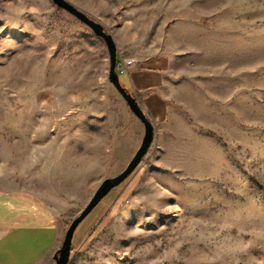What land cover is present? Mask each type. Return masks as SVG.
<instances>
[{"label": "rangeland", "instance_id": "374dc122", "mask_svg": "<svg viewBox=\"0 0 264 264\" xmlns=\"http://www.w3.org/2000/svg\"><path fill=\"white\" fill-rule=\"evenodd\" d=\"M67 1L122 61L168 52L207 107L197 156L158 169L149 150L68 264H264V0ZM108 74L104 41L51 0H0V191L51 205L62 244L143 138L128 150L134 114Z\"/></svg>", "mask_w": 264, "mask_h": 264}, {"label": "crops", "instance_id": "0c3cea01", "mask_svg": "<svg viewBox=\"0 0 264 264\" xmlns=\"http://www.w3.org/2000/svg\"><path fill=\"white\" fill-rule=\"evenodd\" d=\"M113 38L118 49L117 59L122 62L120 44ZM132 58L134 64L129 71H120V82L137 99L154 126L155 139L150 153L158 162L156 167L166 168L167 160L196 157L194 153L207 134L200 135L192 112L207 109L201 106L205 103L204 93L196 83L176 80L175 59L166 51L155 49L150 55L137 53ZM133 117L138 136L128 147L129 151L135 150L144 134L143 124ZM106 199L77 227L72 249L83 242L87 229L98 221L110 200ZM31 200L22 194L0 191V264H56L54 257L62 244L61 227L51 205L42 203L47 211L37 213ZM35 204L42 206L40 202Z\"/></svg>", "mask_w": 264, "mask_h": 264}, {"label": "water", "instance_id": "95a60500", "mask_svg": "<svg viewBox=\"0 0 264 264\" xmlns=\"http://www.w3.org/2000/svg\"><path fill=\"white\" fill-rule=\"evenodd\" d=\"M51 1L56 6L65 10L81 23L90 28L96 37L104 41L109 54V81L125 100L130 111L144 126V136L142 138L141 144L126 169L122 173L111 178H106L102 181L87 206L83 209L80 215L73 220L66 231L63 244L55 254L54 258L56 264H68L72 252V240L77 227L111 192V190L123 183L139 167L153 145L155 139V129L152 122L148 119L145 112L140 107L137 99L126 88H124L120 82V77L116 68L118 49L113 36L105 30L102 24L88 17L85 13L78 10L67 0Z\"/></svg>", "mask_w": 264, "mask_h": 264}, {"label": "built area", "instance_id": "2783aa9c", "mask_svg": "<svg viewBox=\"0 0 264 264\" xmlns=\"http://www.w3.org/2000/svg\"><path fill=\"white\" fill-rule=\"evenodd\" d=\"M133 65V61L132 60H128V61H122V62H117V70L119 71H129V67Z\"/></svg>", "mask_w": 264, "mask_h": 264}, {"label": "trees", "instance_id": "16d2710c", "mask_svg": "<svg viewBox=\"0 0 264 264\" xmlns=\"http://www.w3.org/2000/svg\"><path fill=\"white\" fill-rule=\"evenodd\" d=\"M117 62H118V59H117ZM119 70H117V72H118Z\"/></svg>", "mask_w": 264, "mask_h": 264}]
</instances>
